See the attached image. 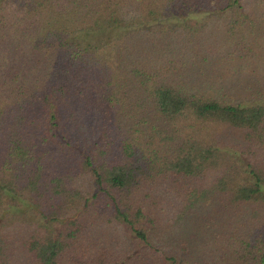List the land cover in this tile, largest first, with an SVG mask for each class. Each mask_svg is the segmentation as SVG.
I'll return each mask as SVG.
<instances>
[{
  "label": "trees",
  "instance_id": "obj_1",
  "mask_svg": "<svg viewBox=\"0 0 264 264\" xmlns=\"http://www.w3.org/2000/svg\"><path fill=\"white\" fill-rule=\"evenodd\" d=\"M0 264H264V0H0Z\"/></svg>",
  "mask_w": 264,
  "mask_h": 264
}]
</instances>
